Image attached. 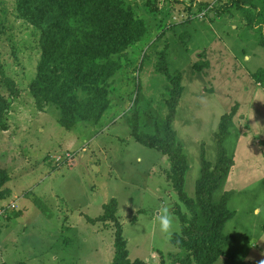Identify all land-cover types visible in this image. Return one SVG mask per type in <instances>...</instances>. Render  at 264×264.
Returning <instances> with one entry per match:
<instances>
[{
  "label": "rangeland",
  "instance_id": "1",
  "mask_svg": "<svg viewBox=\"0 0 264 264\" xmlns=\"http://www.w3.org/2000/svg\"><path fill=\"white\" fill-rule=\"evenodd\" d=\"M114 2L131 12L139 37L100 63L113 73L102 87L108 110L100 123L78 120L68 131L56 106L39 110L31 94L38 30L17 13L16 0H0V171L11 191L0 199V264H112L115 225L91 222L112 200L130 261L179 264L189 256L172 237L183 229L176 206L191 214L166 180L168 158L132 137L134 114L146 135L173 116L192 200L202 160L212 167L218 160L225 124L222 147L234 164L213 198L228 195L233 217L224 234L234 242L214 264H264V83L252 78L264 68V0H252V26L232 0ZM71 25L81 39L84 29ZM77 94L83 112L95 108L96 96ZM165 208L173 225L162 235Z\"/></svg>",
  "mask_w": 264,
  "mask_h": 264
},
{
  "label": "trees",
  "instance_id": "2",
  "mask_svg": "<svg viewBox=\"0 0 264 264\" xmlns=\"http://www.w3.org/2000/svg\"><path fill=\"white\" fill-rule=\"evenodd\" d=\"M17 13L39 32L41 58L37 75L30 85L31 94L39 110L47 103H52L60 112V125L70 131L78 120L93 121L99 124L108 110L106 92L102 88L113 75L108 67L100 64L109 62V58L126 49L135 39L134 21L129 10L121 8L114 0H16ZM233 6L241 11L249 26L254 25L257 17L251 11L252 0H232ZM226 11L223 10V14ZM71 22L81 26V39L71 29ZM264 46V39H261ZM201 64L198 65V68ZM256 84L264 83V68L252 74ZM169 81L173 83L171 78ZM174 84L173 96L179 92ZM96 96L91 100L95 106L89 112L82 111L83 101L77 92ZM179 92V93H178ZM177 100V99H176ZM231 112L226 118L231 126ZM5 103L0 96V128L4 126ZM225 118V117H224ZM173 116L170 115L161 127H155L154 135L143 134L139 130V120L129 119L131 134L142 146L156 150L168 158L169 171L166 180L172 186L179 202L191 214L188 220L178 205L175 214L180 219L183 229L181 234H174L172 244L185 249L189 256L179 264H214L224 250L234 242V238L224 234L225 224L233 217L227 209L228 195L219 202H214V194L227 178L233 160L226 156L223 146L229 129L218 142V160L214 167L204 159L200 177L196 182V198L189 199L183 191L185 175L188 171L187 157L175 145V134L171 129ZM227 126V124H226ZM221 130V132H222ZM10 178L0 171V199L11 196V191L4 188ZM103 215L91 222L110 221L115 225L114 257L112 264H145L128 259L126 241L122 236L121 225L116 218L117 203L112 200L103 207Z\"/></svg>",
  "mask_w": 264,
  "mask_h": 264
},
{
  "label": "clouds",
  "instance_id": "3",
  "mask_svg": "<svg viewBox=\"0 0 264 264\" xmlns=\"http://www.w3.org/2000/svg\"><path fill=\"white\" fill-rule=\"evenodd\" d=\"M158 220L160 233L162 235L170 234L173 225V218L167 208L163 210V214L159 216Z\"/></svg>",
  "mask_w": 264,
  "mask_h": 264
},
{
  "label": "crops",
  "instance_id": "4",
  "mask_svg": "<svg viewBox=\"0 0 264 264\" xmlns=\"http://www.w3.org/2000/svg\"><path fill=\"white\" fill-rule=\"evenodd\" d=\"M257 210H258V208L255 209V211H257Z\"/></svg>",
  "mask_w": 264,
  "mask_h": 264
}]
</instances>
